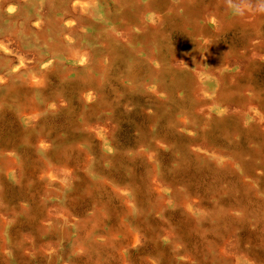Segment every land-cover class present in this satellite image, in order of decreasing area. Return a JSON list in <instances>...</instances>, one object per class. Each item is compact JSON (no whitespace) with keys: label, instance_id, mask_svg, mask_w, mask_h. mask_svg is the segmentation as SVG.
I'll return each instance as SVG.
<instances>
[{"label":"rangeland","instance_id":"rangeland-1","mask_svg":"<svg viewBox=\"0 0 264 264\" xmlns=\"http://www.w3.org/2000/svg\"><path fill=\"white\" fill-rule=\"evenodd\" d=\"M0 2V264H264L259 0Z\"/></svg>","mask_w":264,"mask_h":264},{"label":"bare ground","instance_id":"bare-ground-1","mask_svg":"<svg viewBox=\"0 0 264 264\" xmlns=\"http://www.w3.org/2000/svg\"><path fill=\"white\" fill-rule=\"evenodd\" d=\"M54 2V1H53ZM1 4L3 2H0ZM55 3V2H54ZM13 10L12 6H8L6 11H11ZM120 13H123L122 10H119ZM37 25V24H35ZM31 30L33 31V33L35 34V36L38 38V40H40L43 44H45V46L47 47V49L50 52H58V53H64L67 54V56L70 55L71 51L74 50L75 46L72 44H68L67 46H65L63 44V41H61L59 39V37L55 34L56 31L58 30L57 28V19L52 17L50 19V21L45 24L43 27H39V28H31ZM30 32V31H29ZM3 41L0 40V49L3 48ZM81 47V46H80ZM0 54L1 51H0ZM71 58H74L72 56H70ZM80 57V56H79ZM38 62H43V59L41 60L40 58L38 59ZM78 62L82 63V59L80 57V59L78 60ZM48 64V63H47ZM43 66V65H42ZM12 88V86H7L8 88Z\"/></svg>","mask_w":264,"mask_h":264},{"label":"clouds","instance_id":"clouds-1","mask_svg":"<svg viewBox=\"0 0 264 264\" xmlns=\"http://www.w3.org/2000/svg\"><path fill=\"white\" fill-rule=\"evenodd\" d=\"M227 6L239 14H243V0H226ZM257 10L259 12L264 13V0H259V4L257 6Z\"/></svg>","mask_w":264,"mask_h":264}]
</instances>
